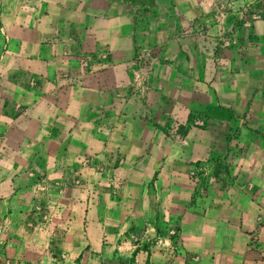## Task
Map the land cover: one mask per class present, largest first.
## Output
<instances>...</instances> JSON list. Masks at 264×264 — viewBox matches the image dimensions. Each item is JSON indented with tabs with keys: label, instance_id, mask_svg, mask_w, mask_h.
I'll list each match as a JSON object with an SVG mask.
<instances>
[{
	"label": "crops",
	"instance_id": "1",
	"mask_svg": "<svg viewBox=\"0 0 264 264\" xmlns=\"http://www.w3.org/2000/svg\"><path fill=\"white\" fill-rule=\"evenodd\" d=\"M219 2L1 0L0 264H264V20Z\"/></svg>",
	"mask_w": 264,
	"mask_h": 264
},
{
	"label": "rangeland",
	"instance_id": "2",
	"mask_svg": "<svg viewBox=\"0 0 264 264\" xmlns=\"http://www.w3.org/2000/svg\"><path fill=\"white\" fill-rule=\"evenodd\" d=\"M206 1V0H205ZM220 2V12H219V18H223L226 14V8L228 6V0H219ZM240 3L246 4L245 6L246 11L239 13L238 16H241L242 14H247L248 18L250 20L255 21L258 19L264 20V0H238ZM1 4V0H0ZM242 6V5H241ZM225 18V17H224ZM241 22V21H240ZM237 23L239 25H242V23ZM248 27V26H246ZM233 29V28H232ZM232 29L229 30V28H220L218 31V38L216 41L212 44V51L214 52V59H212V67L216 68L218 65L221 67L223 66L226 68L227 63V57L228 53L232 50H242V43L239 40H235L232 37ZM242 29V28H237ZM205 31V30H204ZM246 46L249 47V50L251 52L252 58H258L257 56H260L261 59H264V43L258 44L253 41V39L250 40L249 43H246ZM211 66V65H210Z\"/></svg>",
	"mask_w": 264,
	"mask_h": 264
},
{
	"label": "built area",
	"instance_id": "3",
	"mask_svg": "<svg viewBox=\"0 0 264 264\" xmlns=\"http://www.w3.org/2000/svg\"><path fill=\"white\" fill-rule=\"evenodd\" d=\"M196 124L201 125L199 122H196Z\"/></svg>",
	"mask_w": 264,
	"mask_h": 264
}]
</instances>
